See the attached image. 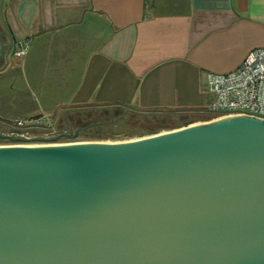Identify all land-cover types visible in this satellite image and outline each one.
Segmentation results:
<instances>
[{
    "label": "water",
    "instance_id": "obj_1",
    "mask_svg": "<svg viewBox=\"0 0 264 264\" xmlns=\"http://www.w3.org/2000/svg\"><path fill=\"white\" fill-rule=\"evenodd\" d=\"M0 264H264V119L0 144Z\"/></svg>",
    "mask_w": 264,
    "mask_h": 264
},
{
    "label": "crops",
    "instance_id": "obj_2",
    "mask_svg": "<svg viewBox=\"0 0 264 264\" xmlns=\"http://www.w3.org/2000/svg\"><path fill=\"white\" fill-rule=\"evenodd\" d=\"M2 4L7 44L16 47L0 73L12 74L8 92L0 86L4 124L51 117L57 127L66 112L86 107L200 108L210 72H230L264 46V0Z\"/></svg>",
    "mask_w": 264,
    "mask_h": 264
},
{
    "label": "built area",
    "instance_id": "obj_3",
    "mask_svg": "<svg viewBox=\"0 0 264 264\" xmlns=\"http://www.w3.org/2000/svg\"><path fill=\"white\" fill-rule=\"evenodd\" d=\"M26 48L20 44L16 54H25ZM206 87L213 95L211 119L236 115L264 119V46L252 49L240 66L230 72H210ZM7 127L0 129V135L25 142L61 134L64 137L68 133L58 129L51 117L17 118Z\"/></svg>",
    "mask_w": 264,
    "mask_h": 264
},
{
    "label": "flooded vegetation",
    "instance_id": "obj_4",
    "mask_svg": "<svg viewBox=\"0 0 264 264\" xmlns=\"http://www.w3.org/2000/svg\"><path fill=\"white\" fill-rule=\"evenodd\" d=\"M4 32L0 29V73L8 68V48ZM7 35V34H6ZM192 118L179 111L165 112H141L132 108L119 107H86L71 109L62 115L58 122L64 126L71 136H92L105 131L117 130L118 133L112 136L127 135H147L159 133L164 128H173L177 123H187ZM0 123V129L7 127ZM3 126V127H2ZM174 129V128H173ZM93 137V136H92Z\"/></svg>",
    "mask_w": 264,
    "mask_h": 264
},
{
    "label": "rangeland",
    "instance_id": "obj_5",
    "mask_svg": "<svg viewBox=\"0 0 264 264\" xmlns=\"http://www.w3.org/2000/svg\"><path fill=\"white\" fill-rule=\"evenodd\" d=\"M3 9H4V4H2V0H0V29H1V31H3L5 33L4 36L7 39L5 25L3 23ZM15 49H16V47L14 48V46H13L11 52L10 51L8 52V57H10L11 60L13 59V54H14ZM11 76H12V74L6 75V73H4L2 76H0V86L2 87L3 91L6 93L8 92L7 91L8 88H7L6 83L9 81V79H11ZM212 100H213V95L207 91V95L205 97V100L202 101L200 108L188 109V110H179V112H181V113L187 112L184 114L189 115V118H192L194 120H198L200 122L211 120V119H204V118L197 116L196 112H202V113L203 112H207V113L209 112L210 113V106H211ZM133 110L141 111V112H147V113L148 112L158 113V112H163L164 109H162V108H149L146 110H140V109L139 110L133 109ZM165 113H168V112H165ZM58 119H57V128L62 129V127H64V126L59 124ZM184 125H186V123H183V121H181V123L175 124L174 126H176V127H174V128H178V127H181ZM58 126H60V128ZM171 129H173V128H170V129L164 128L161 131H159V133L164 132V131H168ZM153 134H156V133H153ZM148 135H152V134H147V135H142V136H138V135H127V136H125L123 134H120V135L110 136L107 138L92 137V136L88 137V136H84V135L64 136L62 138L46 136L45 138L36 139V140L30 141V142L29 141L25 142V141H20V140H15V139L13 140V139L0 138V144H2V143H16V144L49 145V144H68V143H80V142H123V141L135 140V139H138V138H141L144 136H148ZM45 139H50V140H45Z\"/></svg>",
    "mask_w": 264,
    "mask_h": 264
},
{
    "label": "trees",
    "instance_id": "obj_6",
    "mask_svg": "<svg viewBox=\"0 0 264 264\" xmlns=\"http://www.w3.org/2000/svg\"><path fill=\"white\" fill-rule=\"evenodd\" d=\"M183 113H187V112H183ZM212 117L208 118V119H211ZM4 125H7V124H4ZM3 125V126H4ZM2 126V127H3ZM60 128V126H58ZM5 128H8V127H5ZM174 128V127H173ZM2 129V128H1ZM65 127H62V129L60 130H64ZM115 133H118L117 130H111V131H105V133H101V134H92L93 137H100V138H107V137H110L112 136L111 134H115ZM69 135V133H67V136Z\"/></svg>",
    "mask_w": 264,
    "mask_h": 264
}]
</instances>
